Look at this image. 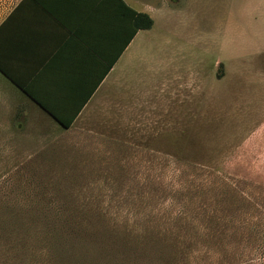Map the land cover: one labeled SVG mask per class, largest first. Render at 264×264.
I'll list each match as a JSON object with an SVG mask.
<instances>
[{"label":"rangeland","instance_id":"1","mask_svg":"<svg viewBox=\"0 0 264 264\" xmlns=\"http://www.w3.org/2000/svg\"><path fill=\"white\" fill-rule=\"evenodd\" d=\"M261 1L213 0L181 66L156 17L146 69L70 130L0 87V264H264Z\"/></svg>","mask_w":264,"mask_h":264},{"label":"crops","instance_id":"2","mask_svg":"<svg viewBox=\"0 0 264 264\" xmlns=\"http://www.w3.org/2000/svg\"><path fill=\"white\" fill-rule=\"evenodd\" d=\"M186 1L187 8L183 0H15L0 20V87L58 127L63 129L35 102L73 128L102 98L118 95L120 80L128 86L136 67L146 69L156 17H173L176 65L182 64L179 42L187 28L197 34L192 41L202 36L213 43L214 28L224 27L215 20L213 0ZM136 13L153 19L151 30L135 33ZM242 16L240 25L264 32V2ZM225 71L227 78L231 71Z\"/></svg>","mask_w":264,"mask_h":264},{"label":"trees","instance_id":"3","mask_svg":"<svg viewBox=\"0 0 264 264\" xmlns=\"http://www.w3.org/2000/svg\"><path fill=\"white\" fill-rule=\"evenodd\" d=\"M154 26V21L151 17L145 15V14H135V33L137 34L139 31H148L151 30ZM14 83V82H12ZM29 96V95H28ZM31 98V96H29ZM33 99V98H31ZM35 102V101H34ZM38 107H40L43 111H45L50 117H52L57 123H60L64 130H70L71 125L73 122L64 123L60 120H57V118L50 112H48L41 104L38 102H35Z\"/></svg>","mask_w":264,"mask_h":264}]
</instances>
